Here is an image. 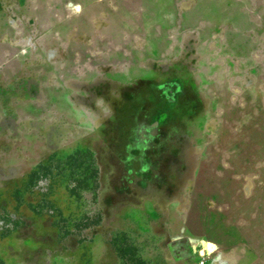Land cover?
I'll return each instance as SVG.
<instances>
[{
	"label": "crops",
	"instance_id": "obj_1",
	"mask_svg": "<svg viewBox=\"0 0 264 264\" xmlns=\"http://www.w3.org/2000/svg\"><path fill=\"white\" fill-rule=\"evenodd\" d=\"M79 150L40 264H264V0H0V203Z\"/></svg>",
	"mask_w": 264,
	"mask_h": 264
},
{
	"label": "rangeland",
	"instance_id": "obj_2",
	"mask_svg": "<svg viewBox=\"0 0 264 264\" xmlns=\"http://www.w3.org/2000/svg\"><path fill=\"white\" fill-rule=\"evenodd\" d=\"M190 68L192 65L187 64ZM260 140V139H253ZM76 169V172L74 171ZM80 169H89L90 184H85L79 177L83 172ZM49 170V184H45L43 193L45 197L41 201L48 203L44 208L40 206V172L34 177L33 184H37L38 194L31 200V204L24 202L22 196L16 194L11 200L4 199L0 203V264H40V217L58 215L62 216L76 215L82 220L74 224V229L78 231L76 243L83 244L89 242L82 236L79 231L91 225L96 226L99 220L98 210L95 206L92 208H53L51 200L60 199L67 200L71 198L77 200L83 205V201H91L95 204L98 197L97 192V174L95 166L90 162L88 154H84L82 150L78 151L76 158L70 160H62L61 162L49 164L45 167V171ZM55 170V175H52ZM57 171V172H56ZM76 173V177L72 176ZM37 182V183H36ZM55 185V187H53ZM87 217V222H82ZM78 219V218H77ZM89 219L91 221H89ZM56 226L61 229H68L71 224L68 220L61 219ZM91 222V223H89ZM49 226V225H48ZM72 227V225H71ZM88 228V227H87ZM94 229V228H93ZM67 232V230H65ZM95 231V229H94ZM53 241H50L53 246ZM67 239H62L59 243L68 245ZM46 258V264H52L54 257Z\"/></svg>",
	"mask_w": 264,
	"mask_h": 264
},
{
	"label": "flooded vegetation",
	"instance_id": "obj_3",
	"mask_svg": "<svg viewBox=\"0 0 264 264\" xmlns=\"http://www.w3.org/2000/svg\"><path fill=\"white\" fill-rule=\"evenodd\" d=\"M171 94L173 95L172 99H170V95L169 94H166V98L168 99V101H174L175 103V96L174 95V92H171ZM158 130L155 128V127H152L151 130H150V136L153 138V139H159V136H158Z\"/></svg>",
	"mask_w": 264,
	"mask_h": 264
},
{
	"label": "built area",
	"instance_id": "obj_4",
	"mask_svg": "<svg viewBox=\"0 0 264 264\" xmlns=\"http://www.w3.org/2000/svg\"><path fill=\"white\" fill-rule=\"evenodd\" d=\"M205 263V259L202 257L198 260V264H204Z\"/></svg>",
	"mask_w": 264,
	"mask_h": 264
}]
</instances>
